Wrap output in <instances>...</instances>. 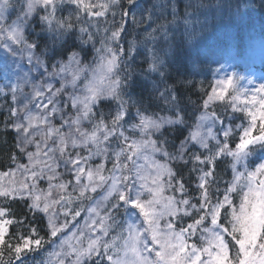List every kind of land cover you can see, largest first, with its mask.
I'll list each match as a JSON object with an SVG mask.
<instances>
[{
  "label": "snow or ice",
  "instance_id": "6c2138e0",
  "mask_svg": "<svg viewBox=\"0 0 264 264\" xmlns=\"http://www.w3.org/2000/svg\"><path fill=\"white\" fill-rule=\"evenodd\" d=\"M153 14L141 0H0V72L26 57L49 81L24 101L6 85L22 107L3 122L16 167L0 172V264L42 251L41 264H264V69L210 60L215 15L191 3L137 47L127 37Z\"/></svg>",
  "mask_w": 264,
  "mask_h": 264
},
{
  "label": "trees",
  "instance_id": "16d2710c",
  "mask_svg": "<svg viewBox=\"0 0 264 264\" xmlns=\"http://www.w3.org/2000/svg\"><path fill=\"white\" fill-rule=\"evenodd\" d=\"M191 3L195 6L198 11L204 12L208 15L209 21L213 19V14L215 15V22L217 25L216 39L212 41V47L209 54V59H219L220 57L232 58L235 61V65L240 66V69H244L245 59H250L252 54L246 58L248 52L253 49L254 44L264 43V0H141V5L147 8L149 11L153 12L152 21L145 20L134 27L131 35L127 37L129 41H135L137 47H141L143 43L145 30H150L148 28L151 24L152 28H156L159 24H167L174 20L171 15L173 10L176 11L177 17L183 16L185 4ZM171 5V7H169ZM117 12V19H119V9H114ZM162 15H158L161 14ZM146 15V13H145ZM141 17V13L137 12V20ZM235 18L238 21L237 25H233L231 20ZM111 20V17H109ZM223 22V23H221ZM103 27V24H101ZM264 45V44H263ZM97 47L100 45L97 44ZM3 50H0V55L2 56ZM16 60L21 59L16 57ZM137 61L143 59V57H137ZM26 60V57L21 59ZM24 65V64H23ZM217 65L213 64L212 67ZM31 67V66H30ZM264 69V64L262 65ZM18 71V68L16 69ZM51 71V70H49ZM259 75L260 72L258 71ZM197 79H200L199 77ZM6 78L0 74V172H7L10 168L14 169L16 166L8 160V148L13 144L14 132L9 130L4 132L3 122L8 117L9 107H22L21 103L17 101H24L23 95L20 91L17 93V101L11 99V93L6 87L8 84H12L10 81H5ZM8 83V84H6ZM193 100L197 97L193 96ZM165 113H161L164 115ZM58 123V121H57ZM88 127V125H85ZM130 134V133H129ZM27 157L17 161V164H27ZM26 161V162H25ZM111 167V165H108ZM107 174V173H105ZM224 179L227 180L229 177L224 174ZM185 180H189L188 170L184 171ZM193 179V186H194ZM43 184V183H42ZM223 187V185H221ZM191 191V188H190ZM192 195H196L194 191L191 192ZM196 201L193 200V203ZM78 217L76 218V220ZM70 223L73 222L71 217H69ZM75 220V221H76ZM41 235H45L43 232ZM45 248L51 251L47 245ZM47 259L46 252H40L39 254H33L29 258L28 264H41L42 260Z\"/></svg>",
  "mask_w": 264,
  "mask_h": 264
},
{
  "label": "rangeland",
  "instance_id": "374dc122",
  "mask_svg": "<svg viewBox=\"0 0 264 264\" xmlns=\"http://www.w3.org/2000/svg\"><path fill=\"white\" fill-rule=\"evenodd\" d=\"M261 45H258V44H254L253 45V49L255 48V50H254V52H260L261 51ZM2 58V57H1ZM26 70H27V68L26 67H24L23 69H22V74H23V76H24V74L25 73H27L28 74V72H26ZM33 72H36V70L34 69L33 70ZM11 73V71L9 72V74ZM41 74L40 73H38V75L35 77L36 78V82H31L30 84H29V86H31V89H29L28 91L31 93V91H32V84H39V83H41V82H43V83H48L49 81L48 80H45V81H42L41 80V78H42V76H41V78H39L38 79V77L40 76ZM28 77H29V74H28ZM31 78V77H30ZM16 79V78H15ZM30 80H32V78L30 79ZM22 83H24V80L22 79V81H21ZM29 93V94H30ZM27 96V95H26ZM17 176H19V173H17ZM73 231H75V229H73Z\"/></svg>",
  "mask_w": 264,
  "mask_h": 264
}]
</instances>
